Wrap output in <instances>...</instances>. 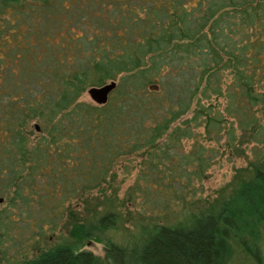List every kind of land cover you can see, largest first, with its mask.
I'll return each mask as SVG.
<instances>
[{"label":"trees","instance_id":"obj_1","mask_svg":"<svg viewBox=\"0 0 264 264\" xmlns=\"http://www.w3.org/2000/svg\"><path fill=\"white\" fill-rule=\"evenodd\" d=\"M110 79L103 103L78 99ZM259 112L264 0H0V261L230 264L241 251L264 264ZM221 135L251 142L252 157L204 201L194 183L217 147L203 140ZM134 153L131 190L159 198L155 214L124 242L106 237L100 255L81 248L120 216L81 219L77 202Z\"/></svg>","mask_w":264,"mask_h":264},{"label":"rangeland","instance_id":"obj_2","mask_svg":"<svg viewBox=\"0 0 264 264\" xmlns=\"http://www.w3.org/2000/svg\"><path fill=\"white\" fill-rule=\"evenodd\" d=\"M78 99L94 103L88 97L85 89L80 93ZM218 101L221 103V98H218ZM258 119L264 126V112L258 113ZM198 131H201L200 127ZM223 140L224 135H221L217 143L211 139L203 140L204 144L217 147V155L206 169L205 177L199 183H194L197 186L195 194L199 195L201 200H211L216 195L226 191L239 177L245 175L246 171L243 167L246 166L247 160L252 157L253 144L251 142H236L233 146L229 147L223 143ZM188 144L189 140H183L181 148L183 150L187 149ZM255 146L264 150V144H256ZM142 158L143 154L138 153L119 157L114 162L111 173L102 185V189L100 191L92 190L86 196L85 201L77 202L78 206L75 210L80 212L78 214L81 219L87 216L93 218L108 209L115 210L120 216L116 228L106 227L95 231L93 234L99 240H94L95 237L92 236L84 241L81 248L100 255L102 253V242L106 237L114 241L124 242L130 238L129 232L133 229L136 222H144L146 216L153 217L155 207L158 208L160 199L147 197L144 192L137 193L131 190L136 173L141 166ZM171 202L173 203L174 201L172 200ZM59 232L61 231L54 230L49 234L44 245L48 246L55 242ZM62 234H65V231H62ZM0 264H2L1 261ZM230 264L253 263H251L245 254L237 251L233 254Z\"/></svg>","mask_w":264,"mask_h":264},{"label":"water","instance_id":"obj_3","mask_svg":"<svg viewBox=\"0 0 264 264\" xmlns=\"http://www.w3.org/2000/svg\"><path fill=\"white\" fill-rule=\"evenodd\" d=\"M114 85L115 80L110 79L100 85H90L86 87L85 92L94 103H103L107 98L108 92L114 87ZM34 127L37 128V125L34 124Z\"/></svg>","mask_w":264,"mask_h":264}]
</instances>
